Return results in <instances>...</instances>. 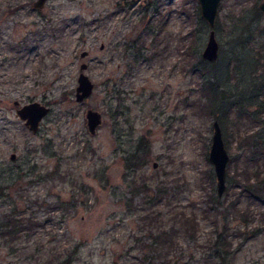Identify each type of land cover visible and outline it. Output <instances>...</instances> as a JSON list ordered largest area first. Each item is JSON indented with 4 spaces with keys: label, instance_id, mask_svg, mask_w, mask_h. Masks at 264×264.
<instances>
[{
    "label": "rangeland",
    "instance_id": "1",
    "mask_svg": "<svg viewBox=\"0 0 264 264\" xmlns=\"http://www.w3.org/2000/svg\"><path fill=\"white\" fill-rule=\"evenodd\" d=\"M258 2L219 0L209 25L197 0H45L41 7L0 0V222L11 207L24 217L36 209L37 219L12 240L13 249L0 234V264L63 257L66 264H159L176 256L187 264H264V110L254 111L255 98L264 102ZM146 19L163 23L159 51L127 74L125 51ZM211 26L217 57L193 69L185 46L201 54ZM144 43L150 51V38ZM81 61L93 87L78 100ZM207 79L222 85L213 112L201 107L209 96L199 85ZM112 82H122L119 98L110 93ZM14 99L49 105L37 131L17 116ZM87 107L101 112L94 132ZM214 117L230 155L221 195L208 158ZM140 136L150 147L140 174L176 184L159 203L198 224L195 237L178 229L166 255L140 246L151 238L144 212L154 205L126 186L123 149ZM70 203L67 212L60 206Z\"/></svg>",
    "mask_w": 264,
    "mask_h": 264
},
{
    "label": "trees",
    "instance_id": "2",
    "mask_svg": "<svg viewBox=\"0 0 264 264\" xmlns=\"http://www.w3.org/2000/svg\"><path fill=\"white\" fill-rule=\"evenodd\" d=\"M162 28L163 23H152L150 19H146L141 32H138L136 36L131 39L132 48H130L129 51H125V54H129L130 58H128L130 64L128 63L129 66L127 74L128 72L130 73L132 71L135 61H137L141 57L144 59L153 58V56L158 53V32ZM147 37H149L152 42V48L150 51L145 50L146 43H144V41H146ZM127 46L130 47V45ZM189 46L190 47H188L187 45L185 46L186 49L184 54L189 55L190 53H192V60H190L189 63L191 64V68L197 69L199 65L204 63L203 60L207 59H205L201 54L198 53V49L194 50L193 48H191V45ZM193 53H196V55ZM122 78H120V81L122 80ZM215 81L216 80L209 81L207 79L201 82V84L199 85L202 88L203 93H206V95L209 96L208 100L204 101L202 106L200 104L199 105L209 112L214 111V107L217 104L216 101L218 96V87L222 86L218 81ZM111 84L112 90H110V93H112V96L115 94L119 98L120 92L123 91L122 82L118 85L113 82ZM212 91H215V94ZM213 103L216 104L213 105ZM115 110L120 111L118 108H116ZM149 152L150 147L145 141H143V138L141 136L137 137L135 142H131L125 149H123L122 158L124 169L126 170V186L128 187V191L131 194L136 192H143V201L147 202L150 199L151 204H149L154 205L153 209H147L144 212L145 217L148 218L146 221V228L149 231V234H151V238H149V235L147 234V236L145 237L146 239L140 240V246L142 248L156 250L161 255H166V251L171 247H174L176 244L174 234L178 229H182L188 237H195L197 236L196 230L198 224L194 215H187L183 210H175L167 202L162 204L159 203L162 197H164L166 194L172 193V190L175 189L176 184L174 185V188L171 189L170 185L168 184V180L159 178V174L155 176H148L145 175V173H143V175L140 174L141 171L139 172L138 169H140V167L147 162ZM261 178L262 177H260L259 180H261ZM39 205H41V202L37 203V206ZM69 205L67 204L66 206H64L61 204L60 206H63V209L67 212L72 207V205H74V203H72V205L70 203ZM35 211L36 209H33L30 216L24 217L20 211H18L14 207H11L8 212L4 213V220L0 222L2 228L0 230V234L3 236L6 243L12 245V240L18 237L22 233V230L31 229V227L35 225L37 219L32 217ZM169 213H171V217L165 219V214ZM157 217L159 218V221ZM151 231H153V233H151ZM216 242L218 241L216 240ZM219 244L220 248L224 251H227L229 249V243H227V241L222 240L219 242ZM13 248L15 247H13L12 245L11 249ZM216 252L219 253L221 252V250L217 247ZM186 260H182L181 262H179V257L176 256L175 258H173V261H170V259L167 258V260L165 261H160L159 264H187ZM66 263H68V258L63 257L55 261L53 264ZM149 264L157 263L150 262Z\"/></svg>",
    "mask_w": 264,
    "mask_h": 264
},
{
    "label": "water",
    "instance_id": "3",
    "mask_svg": "<svg viewBox=\"0 0 264 264\" xmlns=\"http://www.w3.org/2000/svg\"><path fill=\"white\" fill-rule=\"evenodd\" d=\"M199 5L200 15L206 20L209 25H213L216 21L218 13L219 0H197ZM45 0H32V5L41 7ZM258 6L264 11V0H259ZM218 40L215 35L214 28L211 26L208 30V35L204 46L201 49V55L208 60H213L218 54ZM81 55L87 53L86 49L80 51ZM86 61H81L79 64L80 70L77 75V83L75 85V98L81 100L89 94L93 87V81L84 71ZM17 104L15 112L22 119L24 125L35 132L38 130L40 121L43 116L49 111L50 107L47 103L39 99H30L23 103H19L18 99H14ZM86 125L90 132H94L97 125L101 122V112L93 107L85 109ZM15 151L9 153V157L13 158ZM208 158L212 162L213 170L216 179V191L221 195L225 188L226 163L230 158L229 152L224 144L221 126L219 120L214 117L212 119V133L208 149ZM157 161L153 160V165ZM262 190L264 195V179L262 181Z\"/></svg>",
    "mask_w": 264,
    "mask_h": 264
},
{
    "label": "flooded vegetation",
    "instance_id": "4",
    "mask_svg": "<svg viewBox=\"0 0 264 264\" xmlns=\"http://www.w3.org/2000/svg\"><path fill=\"white\" fill-rule=\"evenodd\" d=\"M258 5V4H257ZM259 7V6H258ZM260 9V7H259ZM261 10V9H260ZM263 11V10H262ZM223 96H226V95H223ZM255 103H256V106H255V109L254 111H257V110H261V108L264 110V102L261 100V99H256L255 98ZM217 118V117H216ZM221 126V125H220ZM222 131V130H221ZM226 176V174H225ZM262 179V178H261ZM264 179V178H263ZM262 179V181H263ZM226 184V183H225ZM263 191V190H262ZM257 230L261 228V226H258V227H255ZM218 240V239H217Z\"/></svg>",
    "mask_w": 264,
    "mask_h": 264
}]
</instances>
